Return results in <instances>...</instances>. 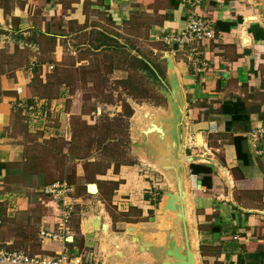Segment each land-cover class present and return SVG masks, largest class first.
<instances>
[{"label":"crops","instance_id":"crops-1","mask_svg":"<svg viewBox=\"0 0 264 264\" xmlns=\"http://www.w3.org/2000/svg\"><path fill=\"white\" fill-rule=\"evenodd\" d=\"M190 13L209 24L216 36L196 45L205 64L199 73L193 70L188 46L166 43L184 30ZM127 30L138 31V40L151 46L154 57L159 55L156 69L162 79V56H171L184 108L183 153L188 151L185 156L193 159L189 164L211 172L206 187L202 176H192L186 165L198 264H264V137H250L251 131L264 128V0H203L195 8L184 0H0V232L11 234L0 238V246L42 257L82 254L86 264H117L123 260L103 248L130 242L124 234L127 225L157 234V204L166 186L130 157L132 164H120L116 171L112 163L106 167L95 194L87 192L88 184L80 192L83 171L78 167L73 172L76 184H70L75 213L65 242L41 240L39 235L42 228H55L60 208L51 196L37 192L44 180L42 150L52 145L48 140L66 132L69 116L61 98L46 100L32 88L37 82L48 85L47 76L59 67L65 51L91 49L92 38L103 37V49L111 39L127 48L120 40L131 38ZM81 37L85 41L76 44ZM49 65L53 70L48 71ZM35 99L56 111L53 134L36 131L20 106ZM46 153L53 160L54 151ZM46 164L53 173L54 162ZM58 175L50 174L44 187L60 182ZM103 186H113L106 197L109 207ZM95 215L107 232L84 234L81 222ZM163 236L159 240L166 242ZM165 250L148 251L156 256L155 263H163Z\"/></svg>","mask_w":264,"mask_h":264},{"label":"rangeland","instance_id":"rangeland-1","mask_svg":"<svg viewBox=\"0 0 264 264\" xmlns=\"http://www.w3.org/2000/svg\"><path fill=\"white\" fill-rule=\"evenodd\" d=\"M108 32L114 31L109 29ZM137 32L127 30L124 33L131 38H120L128 46L127 48H122L117 40L111 39L105 41V46L108 48L103 49L102 37L92 38L94 43H91L93 47L91 49L75 47L67 49L59 67L47 76L48 85L43 86L37 82L32 88L33 94L43 96L46 100L61 98L64 101L65 112L69 116L65 122L66 132L63 133L62 130L57 134L58 139L48 140L47 142L52 144L50 147L42 146L45 163L42 165L44 180L37 188L40 196L46 187L44 182L49 179L50 174L57 175L59 172L56 179L74 185L76 182L73 180V172L75 173L80 167L83 177L79 184L80 192H83L85 184L100 185L98 177L103 175L106 167L111 166V163L114 164V171L120 164H132L133 161L127 150L129 121L132 117L129 103L142 105L143 102H149L165 106L159 75L155 74L158 78L155 82L152 79L154 73L144 70L141 62L143 59L150 66L157 68L160 65L159 55L153 56L151 46L142 40L139 41L136 35L140 34ZM84 41L81 37L76 44ZM137 55L140 58L138 60L134 58L138 57ZM26 116L29 119V116ZM50 148L55 154L52 155L53 160L49 161L46 150ZM188 153L185 151L186 156ZM46 162H54L53 173ZM156 182L158 184V181ZM112 187L103 186V199L108 207L109 198L106 197L112 193ZM125 220L122 218V221ZM10 235L0 232V238ZM110 248H112L110 244L106 245L103 252ZM30 250L35 251L36 248ZM24 253L33 255L31 252L24 251Z\"/></svg>","mask_w":264,"mask_h":264},{"label":"water","instance_id":"water-1","mask_svg":"<svg viewBox=\"0 0 264 264\" xmlns=\"http://www.w3.org/2000/svg\"><path fill=\"white\" fill-rule=\"evenodd\" d=\"M176 46L174 44L173 50H176ZM162 60L165 61L166 76L165 79L160 78V83L164 91L165 106L149 102H143L142 105L129 103L132 117L129 121L127 150L131 158L160 178L167 191L157 204L161 218L156 235L142 233L137 226L127 225L124 234L130 242L117 245L118 247H113V243H110V254L123 260L117 264H198L188 213L186 165L192 163L193 159L183 153V100L177 77L172 73L171 56L164 54ZM86 190L90 194L97 192L95 184H88ZM164 223L168 224L166 230L163 229ZM81 228L84 234L107 232V226L98 215L83 220ZM161 234L168 237L166 242H163L164 239L159 240ZM153 236H157V239L153 240ZM68 241H71L70 237ZM154 247H166L163 263H155L156 256L149 253L148 250ZM115 249L118 252L115 253Z\"/></svg>","mask_w":264,"mask_h":264},{"label":"built area","instance_id":"built-area-1","mask_svg":"<svg viewBox=\"0 0 264 264\" xmlns=\"http://www.w3.org/2000/svg\"><path fill=\"white\" fill-rule=\"evenodd\" d=\"M203 0H184L193 8L202 3ZM216 38L214 31L209 24L202 22L194 13H190L184 30L177 36H170L166 43H177L178 47L188 46L190 62L195 73L202 72L205 64L198 58L196 45L204 41H212ZM201 63V66H199ZM53 70V66H48V71ZM24 108L29 121L36 127V131H47L53 134V119L56 111L48 106L42 99H35L32 103L20 105ZM54 137V136H51ZM250 137H264V128L253 130ZM43 193L52 197L55 203L60 204L58 219L55 228H42L39 231L41 240L64 241L68 234V225L75 213V205L70 202L74 194V187L66 182H54L47 185ZM82 254L70 256L68 253H61L54 257H42L39 255H26L22 252L9 251L0 246V264H86Z\"/></svg>","mask_w":264,"mask_h":264},{"label":"trees","instance_id":"trees-1","mask_svg":"<svg viewBox=\"0 0 264 264\" xmlns=\"http://www.w3.org/2000/svg\"><path fill=\"white\" fill-rule=\"evenodd\" d=\"M141 62H142V65H143L144 70L150 71L152 73L157 72V75H159L156 67L150 66V64L148 62H145L143 59H141ZM30 103H32V102H30ZM189 171H190V174L192 176H200L201 175L202 176V183H203V185H205L206 187H209L210 186L209 174L211 172H210V170L207 167L202 166V165H197V164H190ZM60 182H61V180H60ZM66 183L71 184L69 182H66Z\"/></svg>","mask_w":264,"mask_h":264},{"label":"flooded vegetation","instance_id":"flooded-vegetation-1","mask_svg":"<svg viewBox=\"0 0 264 264\" xmlns=\"http://www.w3.org/2000/svg\"><path fill=\"white\" fill-rule=\"evenodd\" d=\"M152 79H153L155 82L158 81V78L156 77L155 73H154V75L152 76Z\"/></svg>","mask_w":264,"mask_h":264},{"label":"bare ground","instance_id":"bare-ground-1","mask_svg":"<svg viewBox=\"0 0 264 264\" xmlns=\"http://www.w3.org/2000/svg\"><path fill=\"white\" fill-rule=\"evenodd\" d=\"M93 190V189H92Z\"/></svg>","mask_w":264,"mask_h":264}]
</instances>
